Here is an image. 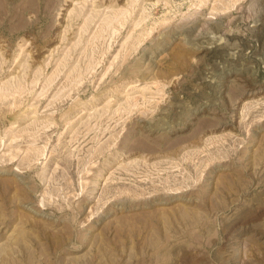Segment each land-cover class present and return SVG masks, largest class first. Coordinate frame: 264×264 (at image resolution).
<instances>
[{"label":"rangeland","instance_id":"374dc122","mask_svg":"<svg viewBox=\"0 0 264 264\" xmlns=\"http://www.w3.org/2000/svg\"><path fill=\"white\" fill-rule=\"evenodd\" d=\"M0 264H264V0H0Z\"/></svg>","mask_w":264,"mask_h":264},{"label":"bare ground","instance_id":"6f19581e","mask_svg":"<svg viewBox=\"0 0 264 264\" xmlns=\"http://www.w3.org/2000/svg\"><path fill=\"white\" fill-rule=\"evenodd\" d=\"M135 73V72H134ZM254 88H252V90H253Z\"/></svg>","mask_w":264,"mask_h":264}]
</instances>
